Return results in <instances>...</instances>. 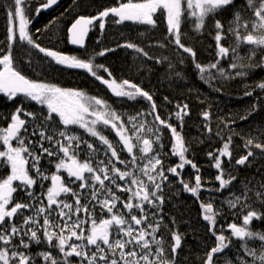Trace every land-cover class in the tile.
<instances>
[{
  "label": "snow or ice",
  "instance_id": "obj_1",
  "mask_svg": "<svg viewBox=\"0 0 264 264\" xmlns=\"http://www.w3.org/2000/svg\"><path fill=\"white\" fill-rule=\"evenodd\" d=\"M59 2L60 0H36L35 4H31L29 0H8L4 5L8 27L7 45L0 54V94L9 101H15L18 96H23L39 105L40 110L38 113L26 112L21 104L11 114L8 126L0 128V145L3 146V150H0V166L10 168V174L0 179V264H191L189 257L183 255L185 234L176 228V218L171 219L172 227L163 224L165 217L162 213L166 199L179 196L181 192L199 199L201 191L210 194L214 191L223 192L235 182H239L242 189L239 194L229 193L230 196H234V200H229L228 204L230 208H236L239 204L243 223L241 226L233 223L229 227L231 236L236 237L240 244L235 245L223 232L217 234L214 216L219 214V209L213 208L212 200L215 198L207 202L200 201L202 218L209 222L208 230L215 237V242L198 257L199 264H220L221 259L224 260V264H264V231H256L250 227L254 220L264 221V179L253 183L255 178L240 180L238 175L239 168L251 167L257 160H264V128L257 129L256 135L241 134L231 126L235 120L217 117L220 123L216 126L215 135L220 137L223 146L208 152L207 156L216 170L214 179L218 187L205 188L202 184L201 169L187 155L189 148L182 135L184 117L190 114L187 103L177 104L175 112L170 113L168 119H164L159 111L161 106L154 99V93L127 79L118 83L112 78V72L107 67L96 65L95 67L107 73L109 79H105L94 70L92 60L85 61L76 56L62 54L58 50L45 48L29 35L27 27L31 14L39 16L41 12L53 8ZM82 3L83 0H73V7L80 8ZM158 11L166 18L167 42L189 55L200 78L214 91L221 92L222 88L212 83L214 76L208 69H215L220 77L225 79L230 76L246 77L255 69H264V56L259 61L251 60L257 48L264 49V0H245L239 7L236 0H142V2L127 0L117 7L106 8L95 16L78 15L67 32L70 42L83 48L89 26L94 21H100L101 30L105 28V20L110 16L115 17L114 22L118 24L131 21L154 26L156 23L154 16ZM227 11L232 12L233 20L226 29L220 19H215V15ZM186 13L196 17L197 30L204 26L205 17L210 14L215 20L214 39L218 52L215 61L207 68L198 62L195 50L182 43L181 22ZM229 35L235 37V44L225 47L221 40L227 39ZM49 40L53 44L57 42L52 37H49ZM16 42H26L57 65L89 72L101 84L106 85L116 98L131 102L147 101L148 107L136 112L135 115H128L125 119L103 99L92 97L90 99L93 103L85 102L83 93L79 91L29 79L23 74L22 69L16 66L14 56L8 49V45ZM241 44L254 46L249 49L250 62L245 63L237 51ZM118 46L135 47L131 43ZM111 50H101L98 55L104 56ZM229 53H231L229 68L240 69L239 71L228 72L220 66V61L228 59ZM164 60H167V57H164ZM156 62L162 63L159 59ZM183 62L182 58L180 63ZM168 67L172 68L171 63ZM175 75L182 78L180 72H176ZM257 89L264 94V81L246 90L244 95L252 96ZM164 101L171 103L167 96L164 97ZM259 101L260 97H257V102L247 109V114L238 118L248 120L250 116L256 114L260 110ZM21 114L26 118L30 117L32 121L41 120V125H36L31 133L38 137L39 154L30 147L33 141L25 142L24 134L28 133L25 126L29 121L21 118ZM173 116L178 121L179 131L178 126L171 123ZM202 117L206 122L204 127L212 134L210 113L203 111ZM59 125L63 128L61 129ZM97 125L111 128L115 132L119 143L123 145L121 151L129 154L130 161L121 159L117 148L101 130L97 129ZM41 126L44 130L38 131ZM70 126L84 129L101 141L106 146L104 156L107 163L101 159L94 168L90 161H78L77 150L81 143L93 154L99 150L93 143L73 134ZM164 129L169 131L173 141L170 154L178 158L176 163L167 168L163 156L168 153L162 151L164 145L160 143ZM224 129L229 133L241 135L245 141L243 144L245 154L239 158L233 157L231 150L233 137L228 135L225 139L221 135ZM129 131L131 135H128ZM57 134L61 139H57ZM13 140L16 141L15 146L12 144ZM44 141L49 142L51 147H45ZM157 144L159 149L155 147ZM134 149L138 150L139 156ZM58 153H63V157L60 158ZM44 154L48 157L57 156L58 162L55 163L56 173L50 177L52 186L47 188L46 193L41 191L37 195L33 189L38 180L42 182L49 179L40 165ZM222 158H226L230 167L223 166L225 159ZM30 160L31 167H28ZM116 164L124 165V170L116 167ZM129 164L133 166L132 169L128 168ZM186 166H190L194 171V185L183 176ZM261 167H264V164ZM61 171L66 172L69 178L74 177L75 181H80L81 190L85 188L92 190L91 201H95V204H92L91 208L88 203H81L79 193L65 185L58 174ZM31 172H34L35 176L31 175ZM85 173H89L90 176H85ZM170 176L175 180H171ZM145 177L150 184L145 183ZM117 180L124 183H117ZM16 181L19 183L14 185ZM105 181H109V184ZM97 183L99 188L96 187ZM174 183L181 187L171 188L170 195L166 196V189ZM112 186L119 192H128L127 200L116 195ZM40 187L43 189V183ZM18 191L27 197L26 202L15 200L13 194ZM68 193L74 197V204L59 199L61 194ZM117 203L122 205V209H117ZM96 204L100 206L101 211L106 210L109 213V218L99 221L93 218ZM26 212L31 214L25 215ZM53 213L59 217L58 221ZM81 213L85 215L82 217ZM18 216L21 218L19 223ZM89 223L90 227H86ZM162 226L168 228L170 240H166L163 234L158 236ZM250 241L259 243L253 244L249 243ZM33 244L46 245V248L33 254L29 251ZM232 247H236L237 250L234 256L229 257L226 250ZM48 249L56 251L54 253ZM73 257L76 258L75 261Z\"/></svg>",
  "mask_w": 264,
  "mask_h": 264
},
{
  "label": "trees",
  "instance_id": "obj_2",
  "mask_svg": "<svg viewBox=\"0 0 264 264\" xmlns=\"http://www.w3.org/2000/svg\"><path fill=\"white\" fill-rule=\"evenodd\" d=\"M7 2L8 0H0V54H2V51L4 50L3 33L8 27L7 26L4 29L5 25H7L4 5H6ZM29 3L35 4L36 0H29ZM244 3L245 0H236L237 7ZM116 4H118V0H83L80 8H74L73 0H60V6L54 9L55 24L53 23L44 27V31L41 33V39H37L36 36V39L34 40L41 44V46L46 47L48 44L47 39H49V37H52L53 39L55 37L59 39L64 37L62 35V31L65 33L69 25L78 15L95 16L98 12L103 11L106 8L115 7ZM217 19H220L221 21L233 20L232 12H223L221 13V16L217 17ZM144 38L146 40L144 31H141V33H133L126 26L119 27L118 29H112L110 26L103 36V41L99 48L104 50L114 47L115 51L105 59L100 60L98 58V52L92 48V43H90L84 53L85 61L92 60L94 70L98 75L103 76L105 79H109L107 73H105L103 69L95 67L96 65H104L107 67L109 71L112 72V78H115L118 83H122L124 79H127L132 83L140 85L144 90L154 93V99L156 103L161 106L159 111L164 119H168L169 114L175 112L177 104L187 103L189 105L190 114L184 117V127L182 132V135L185 138V144L189 148V153L187 155H189V158L193 159L201 169L200 174L202 176V184L204 187L207 188L210 186L212 188H217L218 183L214 179L216 170L212 167L213 162L210 161L207 156L208 152L214 151L217 148H222L223 146L220 137L215 135L217 130L216 126L220 123L217 117H225L230 120H235V123L231 126L241 134L256 135L257 129L264 128V94H262L259 90H256L252 96H245L244 93L246 90H249V85H244L242 77L234 76L231 86L227 87L225 78L220 77L217 71L212 73L214 76L212 83L217 87H221V92H216L212 87H209L208 83L200 78V75L198 81L195 82L197 84L196 91H189L192 77L186 71L183 72L181 78L176 76L171 70L161 71V69L154 68L156 65L154 60L149 61V58L147 59L145 55L143 43ZM128 43L134 44L135 47L128 48L118 46ZM23 44L24 46L20 48L18 54H12L14 56L16 66L21 68L23 74L26 76L30 78L34 77L35 81L48 82L52 84L58 83L65 86L66 88L64 89L79 91L83 93L85 102L93 103L90 99L92 97L103 99L107 101L112 108L117 110L118 113H120L125 119L128 118V115H135L136 112L148 107L147 101L140 100L131 102L125 99L116 98L111 91L106 89L100 81L96 80L92 75L86 77L87 80L82 78L79 79L78 82H75L76 80L74 79V75H72L71 79L58 80L59 77H61L60 75H63V72H61L49 61L40 57L35 52L34 48H29L26 43ZM170 62H172V59ZM208 62H210V60H207L204 65L206 68L210 64ZM151 64L155 65L150 66ZM33 65H36L39 70L33 68ZM32 70L35 71L34 75L30 74ZM208 71L211 72V69H208ZM205 74L207 75V73ZM65 80L70 81V86ZM180 95L185 96V98H183L184 100L181 99ZM165 96L169 98L171 103H166L164 101ZM257 97H260V110L253 116H250L248 120H240L238 117L240 115L247 114V109H249L254 102H257ZM21 104L22 106H25L26 104L29 106L27 112L38 113L40 110V106L33 104L30 100L8 101L0 96V128H6L8 126L11 114H13L15 109L21 106ZM203 111H208L210 113V126L213 129L212 134H209L207 129L204 127L206 122L202 117ZM149 119L151 118L149 117ZM34 122L36 125H41V120H36ZM171 123L178 126V121L174 116L171 119ZM59 127L61 129L63 128L62 125H59ZM97 129L101 130L103 135H105L109 141L113 143V146L117 148L121 159L127 161L131 160V157L126 151H121L123 145L119 143V138L111 128H104L102 125H97ZM37 130L40 131L44 129L41 126V128ZM179 130L178 126V131ZM70 131L77 133L82 140H87L88 142L93 143L94 147L99 150L97 153L93 154L87 149L85 144L81 143L80 148L77 150L79 153L77 156L78 161H90L94 168L97 167L98 161L101 159L105 160V163H107V159L104 156L106 146L103 145L101 141H99L96 137H92L89 133L85 132L84 129L77 126H73ZM31 133L32 130L29 134L24 136L25 142L27 143L31 140L33 143L30 147H38V138L31 135ZM131 134L132 133L129 131L128 135ZM221 135H223L225 139L228 135H232L233 143L231 150L234 158H239V156L245 154L246 150L243 148L245 141L241 138V135L229 133L227 129H224ZM160 143L164 145L162 151L164 153H168V155L163 156V159L166 162L165 167L167 168L169 165L176 163L178 160L177 157H173L170 154L173 141L167 129L163 130ZM1 146L2 145H0V147ZM155 147L159 149V144H157V146L155 145ZM54 151H58V149H54ZM134 152H136L138 156L140 155L137 149H134ZM58 156L62 158L63 153H58ZM108 156H110V152H108ZM222 159H225V164L223 166L226 168L230 167L227 164L226 158ZM56 162H58L57 156L48 157L47 154H44L41 158L40 165L42 169L46 171V175H48L49 178L52 174L56 173ZM113 163H115V161H113ZM262 164H264V160H257L251 167L239 168V179L244 180L245 178H255L253 183L264 179V167H261ZM116 167L121 170H124L125 168V166L121 164H116ZM132 167L133 166L131 164L128 165L129 169H132ZM258 168L259 171H257ZM109 172H111V165H109ZM60 175H62V173ZM64 175L67 179V173L64 172ZM87 176H90V174L88 173ZM183 176L186 181L194 185V171L190 168V166L185 167ZM169 178L173 181L175 180L174 177L170 176ZM144 181L145 183H148L147 180ZM68 182H70V180H68ZM46 183L47 184H43V189L38 186L39 188L36 189V192L46 191L47 188L50 187L49 180H47ZM89 183H91V180H89ZM105 183L109 184V181H105ZM119 183L123 184L124 182L119 181ZM79 184L76 185L75 188L72 187V189L79 193L80 197L85 194L91 195L92 190L90 188H85V190L82 191L79 188ZM96 187H100L98 183ZM173 187L180 188L181 186L175 183L170 185L166 189V196L170 195L171 188ZM241 189V184L239 182H235L223 192L214 191L210 194L207 191H201L199 199L193 197L191 194L183 192H181L179 196H172L171 199H166L163 205L162 213L165 217L163 224L168 227H172L171 219L172 217L176 218V228L179 232L185 234L183 237V254L189 257L191 264H199L198 257L203 255L205 247H210V243L211 246H213L215 242V237L212 235L211 242L208 238L209 222L204 221L202 218V211L199 206L200 201L207 202L213 197L215 198L212 200L213 208L214 210L217 208L219 209V214L214 216L215 230L217 234L223 232L225 235V233L227 234V228H229L231 224L235 223L237 225H241L242 214L239 212V204L236 208H230L228 204L229 200H234V196H230L229 193L234 192L239 194ZM113 191H115L116 195L120 196L123 200H127L129 196L128 192H119L114 187ZM69 195L72 196L71 193ZM72 201L74 202V200ZM81 203L85 204V201H82ZM117 205V209H122L120 203H117ZM114 211H116V209H114ZM93 218L97 221L109 218V213L106 210L99 213L97 209H94ZM250 227L256 231H264V221L254 220ZM161 229H166L169 234L168 228L162 226ZM162 233H158V236ZM249 243L258 244L259 242L250 241ZM234 244L238 246L240 242L238 241ZM45 248L46 245L33 244L29 251L35 254L45 250ZM236 250V247H232L230 253L228 252L227 255L229 257L234 256ZM220 264H224L223 259L220 260Z\"/></svg>",
  "mask_w": 264,
  "mask_h": 264
},
{
  "label": "flooded vegetation",
  "instance_id": "obj_3",
  "mask_svg": "<svg viewBox=\"0 0 264 264\" xmlns=\"http://www.w3.org/2000/svg\"><path fill=\"white\" fill-rule=\"evenodd\" d=\"M92 1H96V0H92ZM122 2H127V0H118V4H116L115 7L119 6V4ZM132 2H142V0H132ZM58 6H60V2L58 5L54 6L53 8H51L47 11L41 12V14L39 16H36L35 14H31L30 22H29L28 27H27V31H28L29 35H31L33 37V39H36L35 38L36 36H37V39H41V37H42L41 33L44 31V27H46L47 25L53 24V23L55 24L54 9L58 8ZM219 16H221V14L215 15V19H217V17H219ZM154 19L156 20L155 25L150 26V25H144V24H140V23H124V24L119 23L118 24V23L114 22L116 20V18L109 17L105 20V28L103 30H101L99 28L100 21L97 20L94 24L90 25L87 40L85 42V47H83L82 49H75L69 45L68 32L67 31H65V33L62 31V35L64 37H62L61 39L56 38V37L53 39V40L57 41L55 44L50 43V40L47 39V37L45 35L47 42H48V44L46 45L45 48L52 49V50H58L62 54L69 55V56H76L78 59L85 60L84 53H85V51H86V49L90 43H92V48L95 51L99 52V51L103 50L99 47L102 44L103 36L105 35L106 31L108 30V28L110 26L112 29H114V28L118 29L119 27L126 26L133 33H141V31H144L146 40L144 38L143 43H144L145 53H147L146 57H147V59L149 57H151L152 59H149V61L154 60V62L156 64V65L151 64L150 66L155 65L154 68L161 69V71L171 70L174 73L180 72L181 75H183V72L186 71L192 77L189 89H195L196 90L197 84L195 82L198 81L199 74H198V70L195 68L194 64L192 63L191 58L189 57V55L187 53H183L182 49H178L174 44H169L167 42V39H166L168 37L167 22H166V18L164 16V14L162 12L158 11L154 16ZM231 21L232 20L222 21V23H224L226 29H227V27ZM214 22H215V20L213 18V15L210 14L209 16L205 17L204 26L197 30L195 27V24L197 23V19L195 16H192L191 14L186 13L185 16L182 18V22H181L182 43H184L186 46H191L195 50V52L197 54V60L203 66L206 64L207 60H210V62H208V63L214 62L216 59L217 52H218V49L216 48V41L214 39V35H215ZM71 24L69 25V27L71 26ZM7 26L8 25H5L4 29ZM37 30H40V31H37ZM3 36H4V38H3L4 39L3 49H5V47L7 45V39H6L7 38V29H5ZM23 43H26V42H23ZM23 43H20V42L13 43L11 45H8V49L9 50L11 49L10 51L12 53L18 54L20 51V48L24 46ZM221 43L225 47L232 46L235 44V37L233 35H229L227 37V39H222ZM28 47L31 48V46H29V45H28ZM250 47H254V46L241 44L240 47L237 49L240 56L244 59L245 63L250 62L249 61V57L251 56V53L249 51ZM109 49H112V50L108 51L106 53V55H104V56H98V58L100 60H103L115 51L114 47H110ZM35 52L40 57H42L44 60L49 61L50 63L55 65L61 72H63V75H60L61 77H59L58 80L71 79L72 75H74V79L76 80L75 82H78L79 79H82V78L86 79V77L91 76V74L85 70L69 69L66 66L55 64V62L51 61L50 58L44 57V55L42 53H39L38 49H35ZM262 56H264V49L257 48L256 54H255V56L251 57V60L252 61H259L262 58ZM164 57H167V60H164ZM182 58L184 59V62L180 63V60ZM157 59L161 60L162 63H157L156 62ZM171 59H172V62H170ZM230 62H231V53H229L228 59H223L220 61V66L224 67L226 69V71H228V72L240 70V69H236V70L230 69L229 68ZM169 63H171V65H172L171 69H169V67H168ZM33 68L37 69L36 65H33ZM215 72H216L215 69H211V73H215ZM34 73H35L34 70H32L30 72L31 75H34ZM233 77L234 76H230L227 79H225V83H226L227 87L231 86ZM28 78L35 80L34 77L33 78L28 77ZM242 80H243L245 86L249 85L248 89L250 90L258 82L264 81V69H260V68L255 69L246 77H242ZM66 82L70 86V81H66ZM54 84L56 86L66 88L65 86H62L58 83H54ZM102 85L106 89H108L106 85H104V84H102ZM257 90H259V89H257ZM193 92H195V91H193ZM0 96H2L5 100H8L2 94H0ZM180 97L182 100H184L183 98H185V96H183V95H180ZM16 100L29 101V100L25 99L23 96H18L16 98ZM33 104H36V103L33 102ZM22 107H23L24 111H26V112L28 111L29 106L27 104L25 106L23 105ZM21 118H24V119L29 121V123H27L25 126L28 128V133H26V134H29V132L31 130H33V128H35L36 124L34 121H32V119L30 117L26 118L23 116V114H21ZM71 128H73V126H70V129ZM26 134H24V136ZM12 144L15 146L16 141L13 140ZM32 149L35 150L36 153L38 154V152H39L38 147H34ZM0 150H3V146L0 147ZM28 167H31V160H30ZM42 170L46 174V171L44 169H42ZM61 173H62V175H60ZM9 174H10V168L9 167L0 166V179L6 178L7 175H9ZM30 174L35 176L34 172H31ZM58 174L61 176L65 185L70 186L71 188L72 187L75 188V186L80 183L77 181L73 182L74 180L72 178H69L68 175H66L67 176V179H66L65 175H64V171H61ZM87 175H88V173H85V176H87ZM48 180H49V185L51 187L52 186L51 185V179L49 178ZM68 180H70V182H68ZM46 181L47 180L41 182L38 180V183L34 186L33 190L37 195H39V193L41 191L36 192V189L39 188L38 186H40L41 183L47 184ZM18 183L19 182L16 181V182H14V185L18 184ZM84 190H82V191H84ZM44 192L46 193V191H44ZM69 194L70 193L61 194L59 199L60 200H66L68 203L74 204V202L72 201V200H74V197L70 196ZM13 196H14L16 201H24V202L27 201V197L24 195V193H22L20 191H18L17 193H14ZM82 201H85V203H88L90 208H91V206H92L91 195H88V194L83 195L81 197V202ZM45 203H46V200H45ZM118 205H117V207H118ZM145 207H148V206L145 205ZM95 209H97L98 212L101 213L100 207L95 206ZM28 214H31V213H27V212L25 213V215H28ZM122 214H123V212H122ZM84 215H85L84 213H81L82 217ZM75 218L76 217H74V219ZM17 222L18 223L21 222V218L19 216L17 217ZM242 223H243V219H242L241 225H242ZM241 225L239 224L238 226H241ZM86 227H90V223L88 225H86ZM159 233H162L165 236L166 240H170V235L167 233L166 229H161ZM225 236L230 237L232 239L233 243L238 242L236 237L231 236V232H229V230H227V234L225 233ZM208 238L211 242V232H209V230H208ZM210 247H211V243H210ZM206 248H209V247H205V249ZM48 250L53 251L55 253V249H48ZM230 250H226L227 254H228V252L230 253ZM72 259L74 261L76 260L75 257H73Z\"/></svg>",
  "mask_w": 264,
  "mask_h": 264
},
{
  "label": "rangeland",
  "instance_id": "obj_4",
  "mask_svg": "<svg viewBox=\"0 0 264 264\" xmlns=\"http://www.w3.org/2000/svg\"><path fill=\"white\" fill-rule=\"evenodd\" d=\"M73 134H75L78 138H80L79 137V135L77 134V133H75L74 131H71ZM37 137V136H36ZM58 137V139H60V137L59 136H57ZM38 138V137H37ZM81 139V138H80ZM65 143H67V141H64ZM38 144V143H37ZM44 146L45 147H51V145L49 144V142H47V141H44ZM73 146H75V141H73ZM157 146V145H156ZM144 180H147V178L145 177L144 178ZM117 182L119 183V180H117ZM148 183L150 184V182L148 181ZM74 184V183H73ZM114 188H115V186H113ZM95 203V201H91V204H94ZM96 206H98V207H100L98 204H96ZM65 211H67V209H65ZM53 215H54V217H55V219L58 221L59 220V217L58 216H55V213H53ZM75 217V216H74ZM74 217H73V219H74Z\"/></svg>",
  "mask_w": 264,
  "mask_h": 264
},
{
  "label": "water",
  "instance_id": "obj_5",
  "mask_svg": "<svg viewBox=\"0 0 264 264\" xmlns=\"http://www.w3.org/2000/svg\"><path fill=\"white\" fill-rule=\"evenodd\" d=\"M110 17H112V16H110ZM109 18V17H108ZM112 18H115V17H112ZM107 19V18H106ZM96 21H94V23H95ZM93 23V24H94ZM124 23H134V22H131V21H125V22H123L122 24H124ZM90 27V26H89ZM88 32H89V29H88ZM87 36H88V33H87ZM87 36L85 37V42H86V40H87ZM68 41H69V45L72 47V48H75V49H82L80 46H78V45H73L71 42H70V36H69V34H68ZM85 175V174H84ZM74 181H75V178L73 177L72 178ZM77 182H80V181H77ZM59 183V182H58ZM229 230V232H231V229L229 228L228 229Z\"/></svg>",
  "mask_w": 264,
  "mask_h": 264
},
{
  "label": "bare ground",
  "instance_id": "obj_6",
  "mask_svg": "<svg viewBox=\"0 0 264 264\" xmlns=\"http://www.w3.org/2000/svg\"><path fill=\"white\" fill-rule=\"evenodd\" d=\"M229 228H230V227H229ZM229 228H227V230H228Z\"/></svg>",
  "mask_w": 264,
  "mask_h": 264
}]
</instances>
